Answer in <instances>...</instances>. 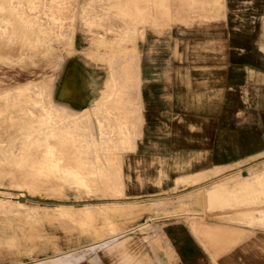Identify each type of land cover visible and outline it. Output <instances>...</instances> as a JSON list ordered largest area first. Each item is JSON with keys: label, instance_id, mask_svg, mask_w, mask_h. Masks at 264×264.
I'll use <instances>...</instances> for the list:
<instances>
[{"label": "crops", "instance_id": "obj_1", "mask_svg": "<svg viewBox=\"0 0 264 264\" xmlns=\"http://www.w3.org/2000/svg\"><path fill=\"white\" fill-rule=\"evenodd\" d=\"M79 4L74 52L56 72L51 98L69 111L91 114L99 109L97 100L110 74L120 70L122 55L132 53L137 80L130 94L135 101L126 102L125 109L133 126L129 144L119 154L121 196L111 204L139 208L156 196L172 204L140 212L155 216L149 225L157 241L126 236L122 249L111 253L98 249L73 264H119L117 254L123 253L152 264H264L250 248L256 233L264 231L219 218H235L233 213L241 210L221 205L225 200L237 202L236 191L243 193L248 184L245 169L232 181L225 180L236 174L232 169L207 177L238 161H229V94L240 92L251 70L264 76V0H79ZM96 14L99 17L94 18ZM230 53L236 54L232 61ZM256 85L263 92L264 85ZM262 113L264 106L256 110V142L263 144L238 159L264 153ZM187 178L195 181L177 186ZM215 183L227 188L210 208L206 190ZM248 186L255 188L253 183ZM179 214L194 219L187 222ZM192 221L199 224V231ZM211 225L226 231L224 238L214 237L217 243L205 238L213 237L207 234Z\"/></svg>", "mask_w": 264, "mask_h": 264}, {"label": "rangeland", "instance_id": "obj_2", "mask_svg": "<svg viewBox=\"0 0 264 264\" xmlns=\"http://www.w3.org/2000/svg\"><path fill=\"white\" fill-rule=\"evenodd\" d=\"M79 6V0H0V217L7 214L26 225L14 238L1 240L0 264H73L98 249L110 253L122 249L126 236L144 235L149 242L157 241L149 225L155 216H141L140 212L172 204L159 196L139 208L111 204L121 196L119 154L129 144L133 126L125 109L126 102L135 101L130 94L137 80L132 53L122 55L120 70L110 74L97 100L99 109L91 114L70 112L51 98L53 78L64 58L74 52ZM261 38L264 41L263 34ZM235 57L230 53V61ZM260 83L264 85V76L251 70L240 92L229 94V161H238L207 177L232 169L236 174L225 179L232 181L241 178L245 169L248 184L243 193L236 191V204L225 200L221 205L222 209L241 210L233 213L235 218H219L264 231V153L238 159L263 144L256 142V110L264 106V88L260 93L256 85ZM262 118L264 121L263 113ZM260 134L264 137V125ZM193 181L182 179L177 186ZM252 183L255 188L250 189ZM216 184L206 190L210 208L216 207L227 188L224 183ZM17 202L36 205L44 214L31 220ZM60 204L73 209L56 211ZM86 205L90 209H84ZM109 207L119 210L104 215ZM85 215L92 217V230H87ZM179 217L187 222L194 219L190 214ZM108 220L116 233L110 231ZM192 225L200 230L195 221ZM217 226L208 228L207 234L213 237L206 239L215 242L226 236L223 227ZM93 234L103 241L88 246L97 241ZM250 248L259 254L256 260L263 259L264 234L256 233ZM117 259L119 264H152L142 263L136 256L126 258L125 253L117 254Z\"/></svg>", "mask_w": 264, "mask_h": 264}, {"label": "bare ground", "instance_id": "obj_3", "mask_svg": "<svg viewBox=\"0 0 264 264\" xmlns=\"http://www.w3.org/2000/svg\"><path fill=\"white\" fill-rule=\"evenodd\" d=\"M44 3V2H43ZM46 3H47V1H46ZM42 4V3H41ZM40 4V5H41ZM45 4V3H44ZM43 6V5H42ZM45 6H47V5H45ZM55 9V8H54ZM46 11V10H45ZM44 11V12H45ZM49 17V16H48ZM54 19H55V17H54ZM53 19V20H54ZM57 19H59V17H56V20ZM52 28L54 27V26H51ZM51 27H49L48 26V28H51ZM57 28H58V26H57ZM51 30V29H50ZM47 33V32H46ZM50 35V34H49ZM48 35V36H49ZM47 36V37H48ZM39 37H40V35H39ZM38 37V38H39ZM42 37H44V36H42ZM49 38V37H48ZM63 87V86H62ZM67 90V89H66ZM62 91V90H61ZM69 91V90H68ZM62 93V92H61ZM71 112V111H70ZM77 114V113H76ZM49 147V146H48ZM53 148V147H52ZM49 149V148H48ZM51 164H53L54 166H59V163L58 162H56V161H51ZM262 175V174H261ZM248 176V175H247ZM249 177V176H248ZM216 185H221V183H217ZM91 187V186H90ZM226 189V188H225ZM219 191V190H218ZM220 195V194H219ZM211 196V195H210ZM5 198V197H4ZM263 200V199H262ZM9 201V200H8ZM211 201H212V199H211ZM17 205H19L20 207H22V208H20V207H18V209H23L24 211H25V213H27V215L30 217V218H32L31 220H35L36 218H38V217H40V215H43L44 214V211H42V210H39V208H38V206H36V205H31V204H24V203H21V202H17ZM12 207H14V205H11L10 206V208H9V210H12L11 208ZM88 206H86L84 209H86ZM89 208V207H88ZM70 209H73V207L72 206H70V205H64V204H60V205H57L56 206V211H59V210H70ZM90 209V208H89ZM260 209V208H259ZM117 210H119L118 208H116V207H114V208H107V209H104V215H112V213L113 212H116ZM18 211H20V210H18ZM197 215V214H196ZM198 215H200V214H198ZM38 216V217H37ZM7 218H10V220H8ZM35 218V219H34ZM204 218V217H203ZM205 219V218H204ZM84 221H85V223H86V227H87V230H92V228H93V221H92V217L91 216H87V215H85V217H84ZM109 221L110 220H108L107 221V223H108V226H109V228H110V231L111 232H115V231H113L114 229L112 228V223H109ZM195 226V225H194ZM216 226V225H215ZM219 226V225H218ZM217 226V227H218ZM25 227H26V225H25V223L23 222V221H21V219L19 218V219H16L15 217H11V216H9V215H3V216H1L0 217V242H1V240L2 239H4V238H14L15 237V235L17 234V231H22L23 229H25ZM86 227H84V228H86ZM195 229V228H194ZM85 230V229H84ZM127 230V229H126ZM124 231V230H123ZM101 232H102V230H101ZM110 232V233H111ZM121 232V231H120ZM96 233H99L97 230H96ZM95 233V235H97ZM103 233V232H102ZM116 233V232H115ZM121 234V233H120ZM115 235H117V234H115ZM119 235V234H118ZM110 236V235H109ZM93 239H96L97 240V238H95V236H94V234L91 236ZM111 237V236H110ZM112 238V237H111ZM100 240V239H99ZM99 240H97V241H95V242H92V243H90V244H88V246H93V245H99V244H101L102 243V241H99ZM108 241V240H107ZM85 247V246H84ZM69 254V253H68ZM72 254V253H71ZM68 256V255H67ZM69 256H72V255H69ZM54 257H55V255H54ZM58 258V257H57ZM78 258H79V256H78ZM77 258V259H78ZM60 259V258H59ZM73 259V258H72ZM76 259V258H75ZM57 261V260H56ZM71 262H69L68 264H70ZM73 263V262H72ZM62 264H64V263H62Z\"/></svg>", "mask_w": 264, "mask_h": 264}]
</instances>
